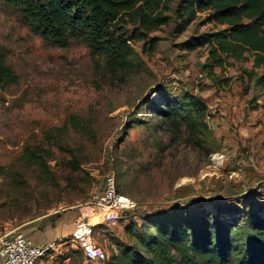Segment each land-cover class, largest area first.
<instances>
[{
  "label": "rangeland",
  "instance_id": "1",
  "mask_svg": "<svg viewBox=\"0 0 264 264\" xmlns=\"http://www.w3.org/2000/svg\"><path fill=\"white\" fill-rule=\"evenodd\" d=\"M177 1L168 23L150 33L157 37L152 50L131 42L141 64L126 74L81 41L60 48L33 34L0 0V50L18 75L0 87V237L63 209L91 214V195L108 174L135 201L117 219L101 210L92 220L108 256L133 243L136 231L154 233L169 211H212L229 221L249 210L264 215V97L245 81L251 58L225 73L216 69L231 77L228 86L210 81L207 49L178 46L210 25L196 19L176 34ZM184 93L204 105L193 127L185 121L192 110ZM165 97L178 101L175 123L154 112L155 100ZM33 150L45 166L25 158ZM74 240L55 244L40 264H105L86 261Z\"/></svg>",
  "mask_w": 264,
  "mask_h": 264
},
{
  "label": "trees",
  "instance_id": "2",
  "mask_svg": "<svg viewBox=\"0 0 264 264\" xmlns=\"http://www.w3.org/2000/svg\"><path fill=\"white\" fill-rule=\"evenodd\" d=\"M20 22L49 43L67 48L81 41L90 55L100 56L113 72L130 73L141 64L131 42L142 41L144 51L154 48L157 37L150 33L168 23L172 0H3ZM173 31L182 33L196 19L208 30L190 35L179 48L207 49L203 69L214 84L228 86L231 77H220L234 61L251 58L244 70L247 84L264 97V0H178ZM0 50V87L17 83L18 75L5 64ZM257 69L262 72L257 73ZM181 100L192 110L185 117H204V105L191 94ZM154 112L167 122H177L178 101L155 100ZM264 107V100L262 103ZM193 116V117H192ZM41 165L35 150L26 155ZM160 221V215L154 217ZM156 224L154 233L136 231V240L121 245L103 261L105 264H264V215L245 211L237 221L221 219L212 211L186 209L169 211ZM69 255H64L63 259Z\"/></svg>",
  "mask_w": 264,
  "mask_h": 264
},
{
  "label": "built area",
  "instance_id": "3",
  "mask_svg": "<svg viewBox=\"0 0 264 264\" xmlns=\"http://www.w3.org/2000/svg\"><path fill=\"white\" fill-rule=\"evenodd\" d=\"M91 214L80 213V217L73 221L72 237L86 261L103 262L107 257L106 251L97 244L93 229L94 217L104 211L108 220L117 219L122 212L135 207V201L129 196L119 192L112 174L104 177L100 191L91 195L89 202ZM55 243L45 247L39 246L22 231L17 230L0 237V264H40Z\"/></svg>",
  "mask_w": 264,
  "mask_h": 264
},
{
  "label": "crops",
  "instance_id": "4",
  "mask_svg": "<svg viewBox=\"0 0 264 264\" xmlns=\"http://www.w3.org/2000/svg\"><path fill=\"white\" fill-rule=\"evenodd\" d=\"M78 217H80L79 209L71 207L63 209L49 219H45V222L41 221L36 225H30L26 231H21L39 246L45 247L50 243L58 244L63 242L65 238L72 236L73 221Z\"/></svg>",
  "mask_w": 264,
  "mask_h": 264
},
{
  "label": "bare ground",
  "instance_id": "5",
  "mask_svg": "<svg viewBox=\"0 0 264 264\" xmlns=\"http://www.w3.org/2000/svg\"><path fill=\"white\" fill-rule=\"evenodd\" d=\"M211 207V205L209 206V208Z\"/></svg>",
  "mask_w": 264,
  "mask_h": 264
}]
</instances>
